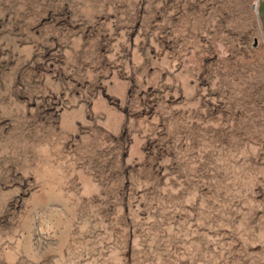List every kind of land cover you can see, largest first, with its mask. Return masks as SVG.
I'll list each match as a JSON object with an SVG mask.
<instances>
[{
	"label": "rangeland",
	"instance_id": "374dc122",
	"mask_svg": "<svg viewBox=\"0 0 264 264\" xmlns=\"http://www.w3.org/2000/svg\"><path fill=\"white\" fill-rule=\"evenodd\" d=\"M0 264H264L256 0H0Z\"/></svg>",
	"mask_w": 264,
	"mask_h": 264
},
{
	"label": "crops",
	"instance_id": "0c3cea01",
	"mask_svg": "<svg viewBox=\"0 0 264 264\" xmlns=\"http://www.w3.org/2000/svg\"><path fill=\"white\" fill-rule=\"evenodd\" d=\"M256 12L260 30L264 38V0H256Z\"/></svg>",
	"mask_w": 264,
	"mask_h": 264
}]
</instances>
